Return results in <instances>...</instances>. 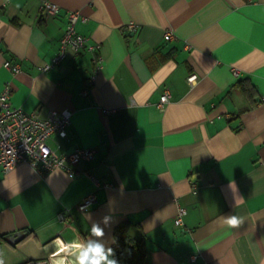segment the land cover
<instances>
[{
    "label": "crops",
    "instance_id": "crops-1",
    "mask_svg": "<svg viewBox=\"0 0 264 264\" xmlns=\"http://www.w3.org/2000/svg\"><path fill=\"white\" fill-rule=\"evenodd\" d=\"M48 1L54 13L43 0H0V90L8 80L25 111L70 110L67 136L48 144L94 153L71 165L74 176L25 162L0 169V264L51 262L65 252L61 240L111 247L124 220L148 264H264V0ZM68 10L99 44L93 81L86 48L39 69L58 49ZM87 173L107 185L96 188ZM92 191L94 206L78 209ZM232 215L240 223H227Z\"/></svg>",
    "mask_w": 264,
    "mask_h": 264
},
{
    "label": "built area",
    "instance_id": "built-area-1",
    "mask_svg": "<svg viewBox=\"0 0 264 264\" xmlns=\"http://www.w3.org/2000/svg\"><path fill=\"white\" fill-rule=\"evenodd\" d=\"M40 8L47 13H54L58 7L51 1L43 0ZM79 16L77 10L67 11V21L59 40L58 49L49 60L39 66L41 71L50 70L59 64L66 56L68 49L76 53L80 49L86 48L92 53L94 65L89 80H94L96 72L102 67L103 57L98 52V43L89 42L87 36L77 32L75 25ZM136 28L137 24L134 22L125 25L127 31H134ZM164 37L168 39L170 32L165 31ZM3 66L12 73L19 70L18 64L9 60H5ZM233 74H237V69H233ZM195 79L194 73L187 76L189 83ZM84 92L86 93V90ZM11 95L12 86L7 80L0 90V169L7 171L18 163L25 162L40 173L54 168H62L69 176L78 174L79 171L72 168L71 165L81 157H92L94 149L92 147H77L59 153L48 144V139L52 135H57L60 138L67 136V129L71 123V111L68 109L58 111L49 108L45 115H42L39 109L25 111L12 103ZM169 99V91L165 89L159 97L157 106L163 108ZM87 174L96 188L107 185L106 182H101L98 178ZM96 201L95 192H89L81 198L77 208L87 210L93 207ZM184 212V207L179 206L175 218L177 224H182L181 215ZM67 215V212L59 211L56 218L59 221H65L68 218ZM191 258L195 259L196 255H192ZM21 264H51V262L45 259H29Z\"/></svg>",
    "mask_w": 264,
    "mask_h": 264
},
{
    "label": "clouds",
    "instance_id": "clouds-1",
    "mask_svg": "<svg viewBox=\"0 0 264 264\" xmlns=\"http://www.w3.org/2000/svg\"><path fill=\"white\" fill-rule=\"evenodd\" d=\"M103 219L107 220L105 216ZM227 223L237 225L240 219L235 216H229ZM92 231L97 236L103 234V228L94 224ZM66 249L63 255H54L51 257V264H120L119 260L113 255V248L105 246L100 240L89 239L86 242H80L77 248L73 249L71 242H65Z\"/></svg>",
    "mask_w": 264,
    "mask_h": 264
},
{
    "label": "trees",
    "instance_id": "trees-1",
    "mask_svg": "<svg viewBox=\"0 0 264 264\" xmlns=\"http://www.w3.org/2000/svg\"><path fill=\"white\" fill-rule=\"evenodd\" d=\"M129 221L119 222L113 230V243L111 247L113 255L120 264H148L146 261V248L144 240L140 237H132L128 234ZM6 240L4 234L0 235L1 240Z\"/></svg>",
    "mask_w": 264,
    "mask_h": 264
}]
</instances>
